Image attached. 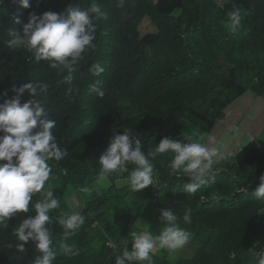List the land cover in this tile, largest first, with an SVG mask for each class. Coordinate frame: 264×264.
Masks as SVG:
<instances>
[{
  "label": "trees",
  "instance_id": "1",
  "mask_svg": "<svg viewBox=\"0 0 264 264\" xmlns=\"http://www.w3.org/2000/svg\"><path fill=\"white\" fill-rule=\"evenodd\" d=\"M93 2L104 15L94 20V47L82 54L71 85L62 82L66 70L60 73L48 62H37L23 47H7L9 28L20 31L30 13L61 12L69 3L86 8ZM123 2L118 7L119 0H29L30 7L24 8L19 0H0V103L15 96L13 89L24 83L49 85L37 99L44 103L49 118L57 121L56 142L67 150L61 161H49L53 172L46 187L58 189L60 195L69 186L79 191L97 181L98 159L113 131L122 134L130 128L147 154L163 137L183 140L181 120L209 131L248 89L264 97V0ZM237 8L243 19L233 32L227 27L228 13ZM15 17L20 24L14 23ZM146 17L155 31L140 35L139 25ZM93 64L105 71L92 75ZM94 83L102 87L103 98L90 92ZM69 87L74 89L71 95ZM20 98L23 103L31 97L25 90ZM171 159L172 154L166 153L152 160L154 183L141 192L128 187V172L110 174L112 184L76 210L85 223L66 240L56 220L67 208L58 198L60 208L50 212L48 225L57 252L53 264H115V254L124 246L111 249L103 243L93 249V242L99 227L103 232L112 227L108 212L117 206L126 208V199H131L134 211L123 233L146 212L152 233L158 234L163 227L160 210L169 208L192 234L190 256L172 262L152 257V264H245L264 251V214L256 213L264 208V201L253 192L264 174V130L261 138L251 139L217 163L214 176L194 194L184 190L188 178L170 169ZM133 167L128 165L129 171ZM120 179L126 180L125 185L115 188L113 182ZM38 199L40 195H34L33 203ZM189 208L191 223H185L182 218ZM34 215L30 207L27 213L0 224V264H32L39 254L31 241L24 253L7 247L19 243L14 235L19 222ZM62 241L75 245L80 254L65 256L59 249ZM163 250L165 256L167 250Z\"/></svg>",
  "mask_w": 264,
  "mask_h": 264
},
{
  "label": "clouds",
  "instance_id": "2",
  "mask_svg": "<svg viewBox=\"0 0 264 264\" xmlns=\"http://www.w3.org/2000/svg\"><path fill=\"white\" fill-rule=\"evenodd\" d=\"M19 4L24 8L30 7L29 0H19ZM117 6L123 7V0H119ZM103 15L95 2L86 8L69 3L61 12L45 11L42 15L30 13L20 31L9 28L10 39L6 45L13 49L25 48L37 62H48L49 67L60 73L66 70L67 75L62 82L71 85L82 54L94 47V20ZM228 16L227 27L235 32L241 26V12L237 8L230 11ZM14 23H21L19 17L14 18ZM89 71L97 76L105 69L93 64ZM48 87L43 81L27 82L13 89L15 96L0 103V161H3L0 163V224H5L18 213H27L30 207L34 208L35 215L23 219L14 229L19 243L7 245L24 253L25 244L33 242L39 254L34 257L32 264H53L57 255L48 225L52 223L50 212L60 208V201L54 197L53 188L46 187V184L53 172L49 161L59 162L67 155V150L58 146L53 133L57 121L49 118L44 103L37 99V96L48 91ZM89 87L90 92L97 96L103 98L105 95L98 83ZM25 90L31 98L22 103L20 97ZM73 91L69 87L67 94L71 95ZM182 135L183 140L163 137L154 149L145 154L141 150V139L134 136L130 128H124L122 134L113 131L106 149L98 159L100 170L97 180L104 181L112 173L128 172V187L133 192H141L154 183L152 160L158 155L170 153V169L173 173L182 172L188 178L184 185L187 193H196L214 176V166L225 159V154L218 147L204 143L205 137L198 129L194 128ZM128 165L134 167L129 171ZM78 190L85 194L93 191L88 186H81ZM253 192L264 201V174L260 175L259 184ZM36 194L40 195V199L33 203ZM191 212L190 208L185 211L182 218L185 223H191ZM256 213L264 214V208ZM160 220L163 227L158 234L154 235L149 230L130 231L131 249L127 247L129 240H126L122 252L115 254V264H152L155 252L166 249L170 256H174L190 242L191 232L180 226L178 216L171 209H161ZM56 222L62 227V235L66 240L85 223V217L80 211H61ZM59 249L65 256L80 254L75 245L63 241ZM253 257H258L255 264H264V251Z\"/></svg>",
  "mask_w": 264,
  "mask_h": 264
},
{
  "label": "rangeland",
  "instance_id": "3",
  "mask_svg": "<svg viewBox=\"0 0 264 264\" xmlns=\"http://www.w3.org/2000/svg\"><path fill=\"white\" fill-rule=\"evenodd\" d=\"M214 2H223L224 0H213ZM155 31L153 24L149 18H144L139 25L140 35H144ZM224 118L219 119L215 126L207 131L201 126L195 123H190L185 120H181L180 124L182 126L183 132H190L192 129H198L200 134L204 135V143L210 146H215L220 149L221 152L225 154V157H230L235 152H237L245 143L253 138H261L264 130V97H258L251 93L248 89L243 95L239 96L234 100L224 111ZM126 180L120 179L113 182L115 188H120L125 185ZM55 184V188H59L57 182H52ZM112 183L108 178L104 181H95L93 183L87 184L86 186L93 189L91 194L81 193L75 190L73 187L69 186L65 189V192L60 195L58 189L53 191L54 197L60 198L64 202L67 212L77 210L81 207L86 200H89L93 195L100 194ZM126 208L122 206H117L108 212L109 220L111 223V228L107 232H103L102 228H98L97 238L93 242V249H98L100 245L110 244L114 249L120 245L125 246V241H128L127 247L131 249V239L129 237L130 231H144L149 230L150 221L144 216L137 217L132 221V225L123 233V229L126 225L127 218H130L134 211L133 203L131 199H126ZM133 204V205H132ZM193 246L187 244L183 249L175 253L174 256H170L168 251L166 255L163 256L164 250H159L155 252L152 257L168 259L169 262L174 261L177 258L188 257L192 253Z\"/></svg>",
  "mask_w": 264,
  "mask_h": 264
},
{
  "label": "water",
  "instance_id": "4",
  "mask_svg": "<svg viewBox=\"0 0 264 264\" xmlns=\"http://www.w3.org/2000/svg\"><path fill=\"white\" fill-rule=\"evenodd\" d=\"M258 260V257H253L252 259H250L247 263L245 264H253L255 263V261Z\"/></svg>",
  "mask_w": 264,
  "mask_h": 264
}]
</instances>
